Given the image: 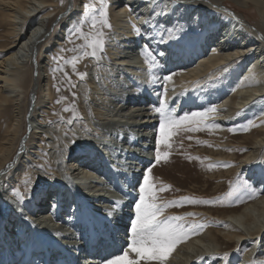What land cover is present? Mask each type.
<instances>
[{
  "label": "bare ground",
  "instance_id": "1",
  "mask_svg": "<svg viewBox=\"0 0 264 264\" xmlns=\"http://www.w3.org/2000/svg\"><path fill=\"white\" fill-rule=\"evenodd\" d=\"M58 1L0 0V24L7 22L10 26L5 42L0 44L1 47L9 44L7 48L10 52L0 61V107L3 106V110L7 111L11 104L17 110L13 123L5 127L0 137V201L4 202V206L8 205L7 212L3 214L6 219H0V264H96L107 258L110 250V253L116 254L118 245L124 243L123 237L116 236L117 243H112L106 236L103 240L101 228L107 230L110 227L112 232L117 233L123 227V217L128 218L131 213L124 211L119 216L115 212L111 217L113 220H109L110 225L105 222V227L103 218L98 214L93 215L87 208L90 211L105 209L111 213L116 211L119 203V210L123 211L137 195L136 190L132 189L134 194L130 188L139 167L151 168V165L145 166L151 159L145 150L151 146L155 135L152 132L155 126L153 123L157 120L154 108L159 106L161 100L166 99L168 105L175 103L177 110H182L183 113H189L191 108L194 112L203 111L204 95H181L177 92L183 87H189L196 79L212 78L223 74L228 68L241 72L237 75L236 82L230 83V90L222 96V101L221 94L216 91L215 100H219L210 107L218 109L211 119L219 127L203 133L202 140L208 138L206 142L211 141L213 145L207 147L208 144H202L197 150L198 154L208 158L207 162L215 165L220 161H230L224 169L211 167L205 181L243 171L245 177L256 187L257 196L241 207L223 209L216 213L214 218L223 221L225 227L203 230L197 236L179 243L165 264H193L201 256L211 259L216 253L226 252L228 248L233 251L236 245L242 244H246L247 251L245 257L238 259L236 264H264V258L257 259L254 255L259 250L261 241H264V35L257 31V36L239 18L228 17L219 11L211 13L212 10L204 4V0H110L108 21L111 24V41L104 50L105 58L102 59L107 63L88 57L92 64L85 68L88 76L76 99L86 123L91 127L87 134L94 143L86 146L82 144L84 147L81 146L77 153H72L68 164L65 161L67 153L71 152L68 146L62 149L63 144L52 145L50 149L59 148L54 152L66 164V176L70 175L74 180L60 173L63 177L60 182L63 184L54 180L52 186L46 189L52 187L51 192L42 191L34 197V201L19 202L13 199L12 187L30 185L35 177L31 170L32 154L27 153L32 151L39 155V149L43 151V143L48 136H53L52 140L55 141L62 136L59 131L55 133L50 129H40V125L52 122L58 130L61 127L62 130L69 129L63 119L50 120L49 115L57 102L52 96L54 87L47 83L43 88L40 83L43 82V76H40L41 79L36 76L32 80V50L39 48L40 52L43 51L39 39L48 29L50 21L47 19L52 13L57 15L55 8ZM237 1L242 6L257 9L261 16L260 26L264 31V0ZM71 15L72 13L64 20L69 19L74 24V15ZM136 28L140 31L136 32ZM141 41L158 56L156 80L150 81L145 76L147 73L142 69L143 65L138 64L142 62L136 57ZM41 70L48 75L51 69L42 66ZM234 71H229L231 77L235 74ZM170 75V80L165 79ZM30 84L34 92L38 88L42 92L38 106L35 105L28 116L34 122L30 136L35 141V150H27L25 156H20L21 150L16 151V146L27 119V106L24 107L22 98ZM242 109L249 115L247 126L243 131H230L237 126V121L231 120L236 115V118L241 117V113H238ZM229 120L231 122L227 125ZM72 124L76 128L78 122ZM139 127L145 132H138ZM45 133L50 135L46 137ZM105 144L113 147L112 150L115 149L111 153H104L108 148ZM138 146L144 150H140ZM12 166L13 173L10 170ZM61 168L58 163L48 171L56 177ZM5 172L7 173L3 176ZM215 185L217 190L224 186L221 183ZM68 193L73 211H68L66 218L64 213ZM46 196L53 197L54 205L51 203L53 207L48 206V211L44 212L41 210L46 209ZM55 201L60 204L57 205ZM190 211L199 212L198 209ZM36 212L39 213L38 220L32 219ZM79 218H82L81 222L76 221ZM236 222L242 227H238ZM13 226L15 228L12 229L11 237L8 228ZM88 228L92 229L93 235L87 232ZM100 240L104 242L101 243ZM58 246L63 249H57ZM129 253L135 256L130 249ZM141 264L146 262L142 261Z\"/></svg>",
  "mask_w": 264,
  "mask_h": 264
},
{
  "label": "rangeland",
  "instance_id": "2",
  "mask_svg": "<svg viewBox=\"0 0 264 264\" xmlns=\"http://www.w3.org/2000/svg\"><path fill=\"white\" fill-rule=\"evenodd\" d=\"M208 1L210 0H204L205 2L204 4L209 6V9L212 10L211 13L216 14L215 12L219 11L221 14L227 15L228 17L234 16L235 18H239L243 21L242 23H244L245 26L247 25L249 30H251L252 32H255L257 36H259L257 31H259L261 34L264 35V31L262 30L260 26L261 16L255 7L253 6L245 7L244 5L242 6V4L238 2L237 0H211L210 3ZM85 5H90L92 9L97 10L96 14L99 15V9L104 6H106V11L108 13V9L110 7V0H104L103 5L101 3V0H59L58 5L55 8V13L57 12V15L54 16V14L52 13V15L47 19V21H50L48 25V29L45 32V34L41 36V38L39 39V44H41V47H43V51L40 52L39 48H38L39 50L37 49L39 52L35 48L32 50V55H31V63H32L31 67H32V73H33L32 80H35L36 76H38L39 78L40 76L41 78L43 76L44 78L43 82H40L43 85V88L46 87L47 83H50L54 87L52 96H53V99L57 100V102L55 103V107H53V109L51 110V114L49 115L51 116L50 120H53L55 118L63 119L65 121L64 124L66 126L68 125L67 127L69 129L62 130V127H61L58 130V127L55 125V123H52V122H51L52 124L50 123L49 125H45V124L40 125L41 126L40 129H47V130L50 129V130L55 131V133L56 131L57 132L59 131V133H61L62 136L59 137V139L55 141L54 139L52 140L53 136L51 137L50 134L45 133L46 137L48 135L50 136H48L49 138L45 139L43 143L44 144L43 151L42 149H39L41 150V152H39V155H36V153L34 154L32 151H29V153H27L29 155L32 154V159L30 157L31 159L30 162L33 164L31 167V170L34 172L35 177L33 179L32 184L30 183V185L27 184L24 187H18V185H14L12 187L11 191H12L13 199H15L16 201H19V202L23 200L34 201V197L37 194L42 193V191L45 190L46 192H51L52 187L49 190H46V189L52 186L51 184L54 182V180L59 181V184H63L60 182L63 180L62 176H65L66 178L70 180H74L73 178H70V175L66 176L67 170H64V166H66V164L62 163L61 161H63V159L60 161V159H58V157H56L55 155L56 152H54L56 149H59V148L54 147L53 149H50L52 145L54 144L62 145L63 144L62 145L63 147L60 146L62 147V149L68 146V149L71 150V152H68L66 155L68 156L67 159L65 158V161L68 164L69 163L68 160L70 159V156H72V153L73 154L77 153L78 149H80L81 146L84 147V145L86 146V144L88 143L89 144L94 143L92 138L87 134L88 130L91 127L90 125L86 123L85 116L81 112V108L78 107L79 102L76 100L80 96L82 92L81 87L85 84L86 76H88L87 75L88 70H86L85 68H87V65H91L92 62H89V59H88L89 56L83 55L79 48L77 49V52L71 51L73 47H77L85 43L83 37H81L79 33H77L76 35H72L75 32V29L79 26L81 27L83 32L88 33L91 28L90 19L85 20V13L89 12L90 9L85 8ZM71 13H72L71 16L74 15L73 17L75 18L74 24L71 23L69 19L64 20V18L67 17ZM82 20L84 21L83 23H81ZM9 27L10 26L7 22H3L0 24V44L5 42L4 41L5 36L8 30L10 29ZM102 30L103 32L106 33V35L104 36L105 37L104 50H105L107 47H109L108 43H110L111 41L109 40L111 36V32H110L111 26L110 27L105 26L103 27ZM141 42L138 45L139 47H137L138 51H136L138 54L136 57H138L139 60L142 61V62H139L138 64L141 63L143 65L142 66L140 64L143 67L142 69L145 70V72L147 73L145 74V76L149 77L150 81L156 80L157 74H155V72H157L156 70L159 64L158 56L150 48L148 49V46H147L148 51L152 53V56L156 58V62H157V66L155 68H152L151 71H149V65L145 62V56L142 55V51L146 45H143V42L142 43ZM8 45H5L3 47L0 46V49H1L0 50V61H2L3 58L8 56V54L10 53L7 48ZM104 50L102 52H98V56H99L98 61H101L103 58H105ZM87 51H91V49H87ZM74 56L76 57L75 71H73V69L70 68L72 67L71 63H65V61H71ZM149 59H151V57H149ZM102 61L105 62L106 60L104 59ZM42 66L47 67V68L49 67V69H51L48 75L44 71L42 70L40 71ZM1 69L2 67L0 65V71ZM229 71L231 72L234 71V68H231V69L228 68L223 74L213 76L212 78L204 77L203 79H196V81H193L191 85H189V87H183L181 90L177 92V94L185 95L186 93H188V95L189 94L191 95L198 94L199 96L204 95L202 97L204 99L203 108L206 109L210 107V105H214L215 102L219 100V98L215 100V97L217 96L216 91H218L221 94L222 99L220 101L224 99V97L222 96H224L227 93V91L230 90V87H231L229 86L230 83L233 82L232 84H234L236 82L235 80H237V77H238L237 75H239L241 72L239 70L234 71L235 76L233 75L231 77V72ZM65 73H67V75H65ZM77 73H85L86 75L83 79H81L77 75ZM0 75H2L1 72H0ZM69 78L71 81L70 83H69ZM30 79H31V76H30ZM1 83L2 81L0 77V84ZM31 85L32 84L28 86L27 90L25 89L26 93H24V97L22 98V101L24 102L23 103L24 107L27 106L25 110L27 119H25L24 128L20 134V137L18 139L19 141L16 146V151L21 150L20 156H25L27 150H30V149L35 150L34 148L35 141L30 136L31 131H33L32 128H33L34 122H31L30 119H28V116H30V113L32 112L33 107L37 105V102L39 101V98H40V94H42V92L38 90L39 88L37 89V91L34 92ZM256 85L258 86L259 84L256 83ZM57 89H59V91ZM87 92H89V90ZM31 94H33L34 96V104L31 109H28ZM58 96H59V99H57ZM1 107H0L1 108L0 112L1 111L2 112L0 113V137L4 133L5 127L13 123V119L17 111L15 108V105L9 104L7 111L3 110L4 108L3 106ZM169 108L174 109V115L180 116V115L185 114L183 113L182 110H180L182 112L177 110V108L175 107V103L169 104ZM191 109L189 110V113L194 112ZM240 113H241V117L236 118L237 116L236 115L231 120V121H237L236 122L237 126L236 128H234L235 132L243 131V129L247 126V123H248V118H249L248 113L244 109L240 110L238 114ZM155 117H157L156 123L155 122L153 123L155 126L152 125L154 126L152 130V132L155 133L154 139L150 143L151 146H149V148L145 150V151H148L150 155L149 158H151L148 160V162L145 163V166L149 167L151 165V168L149 167V168L143 169L139 167L134 187L133 186L131 188L129 187L130 190L135 189L137 192V195L134 196L130 200V202L127 204V207L125 209L123 208V211L119 210L121 209V205H119V203H118L119 207H117L116 211L114 212L111 211V213L110 211L108 212L105 209L99 208L98 211L96 210L94 211L91 209L90 211V208L89 207L87 208V210H89L90 213H93V215L98 214L97 216H99L100 218L101 217L103 218V221H104L103 225H105V227H106V223L110 225L109 220H113L111 217L114 216L113 214H115V212L118 215L120 214L119 216H122L124 211H127V213L129 214L131 213V216H129L128 218L123 217V221H122L123 227L118 229L120 231L117 230V233L112 232V229H110V227H108L107 230L101 228V231H102L101 238L103 240H105V238L108 237L109 239H111L112 243L113 242L117 243L116 236L119 235V237L121 238L123 237L124 243H121L120 245H118V248L115 251L117 252L116 254H113L112 252L110 253L111 251L110 250L106 255L107 258L103 259L101 263L99 261V263H96V264H106V261L114 258L115 255L117 256L122 255L124 251L126 250L129 251V244L131 243V224H132V221L135 220L136 218V213H135L136 203L139 201V196H140L139 187L141 184H143L145 175H149L151 182L156 186V189H157L156 195L158 197L157 203L168 202V201L176 202L164 209V212L162 214L164 217L180 216V217H183L187 223H199L203 225V227L198 230L197 234L192 235L190 237L197 236L199 233H201L203 230H206V229H214V230L222 229L223 227H225V223L223 221L221 222L220 219L214 218L216 213L221 212L223 209L229 208L231 210L234 208L241 207L244 203H246L247 201H251L257 196L256 187L253 186L254 184H252L245 177V172L243 171H238L239 173L236 175L229 174L228 177L223 176V178L221 179H214V180L212 179L213 183L211 179H207V181H205L206 174L207 172H209V170H211V167L212 169H224L225 167L229 165L227 163L230 161H227L226 163H220L221 162L220 161L218 164L215 165V163L213 164L211 162H207L208 158L206 156L198 154L197 149L200 147V145L208 144L207 147H211L213 145V143H210L211 141L209 143L206 142L208 141V138L202 140L204 137L203 133L206 131H210L212 129V128L204 127L203 125H201L200 130L198 131H191V132L186 131V132H182L181 134L173 137L172 147L170 149L167 148L165 145H160L161 152L167 151L169 152V156L167 160L162 159L159 163H157L155 159V151L157 147L156 140L159 135V132H158L159 131V114H157ZM231 121L230 120L227 121L226 124L228 125L229 122ZM74 122H78V125L76 126V128H73L72 123ZM210 122L215 123V120L211 119L210 117ZM138 132L144 133L145 130L143 129L140 130V127H139ZM70 136H73L76 138L74 139ZM189 137H191V139H189ZM36 139L40 140L39 138H36ZM104 143H108V142H104ZM47 144L49 145L47 146ZM104 146H106V144ZM45 147H47V149H45ZM106 147L108 148H107V151L104 153H111L115 149L114 148L112 150L111 148L113 147L111 146H106ZM138 147L140 150H144V149H141L142 148L141 146H138ZM101 152L103 153L102 148H101ZM135 154L136 153H134V157H135ZM129 155H131V153H129ZM58 163L61 164L62 168H61V172L59 171V176L57 175L55 177V174L49 173V171L51 168L56 167ZM209 164L211 165V167ZM13 166L10 167L11 168L10 170L12 171V172L10 171L11 173H13V170H12ZM148 169H151L150 173L148 172ZM75 172L76 171H74L73 173L75 174ZM6 173L7 172L3 173V176ZM60 173L62 174V176ZM131 173H133L132 169H131ZM138 181L140 184L138 183ZM207 182L209 184H207ZM214 182L215 184L221 183L224 186L222 185L223 187H220L219 188L220 190L218 189L219 190L218 191L216 188H214L216 186ZM160 188H164L165 190L159 191ZM234 188H239V192L229 197L228 193L232 192ZM16 191H19L20 193L19 196L15 195ZM46 197H48L47 199L45 198L46 209L41 210L44 212L48 211L47 210L48 206H52L50 205L51 203L52 204L54 203L52 199L53 197L52 198H50L49 196H46ZM68 197H70V193L67 194V202H66L67 204L65 203V209H66L65 213L66 214L64 213V216H66V218L68 217L67 215H69L68 211L69 213L73 211L72 210L73 207L70 206ZM189 199L200 201V202L199 203H188L187 201ZM48 200H51V201H48ZM203 201H211V203H204ZM55 202L57 203V205L60 204L58 201H55ZM3 203H4L3 201L2 202L0 201V219L5 220L6 218L3 217V214L7 212L8 205L4 206ZM49 209L51 210V207H49ZM191 209H198L199 212L190 211ZM37 214L39 215V213L36 212L34 214L35 216H32L33 217L32 219L37 218L38 217ZM118 215H116V217H118ZM81 219L82 218H79V220H76V221L81 222L80 221ZM236 225L238 227H242V225L239 224L238 222H236ZM94 227H95L94 229H97V226H94ZM14 228L15 226L8 228L9 229L8 233H10L9 236L11 237L13 236L11 233H13L12 229ZM88 229H87V232L90 233V235H93L92 229L91 228H88ZM22 232H18V233H22ZM124 237H126L127 240ZM103 240H100L101 243L104 242ZM263 243L264 241L263 242L261 241V243L259 244V250L257 251V253L254 254L255 258L257 257V259L263 260L264 258V244ZM57 249H63V248L58 246ZM229 249L230 248L225 250L226 252L214 254L211 259H205L204 257L201 256L197 258V260H195L193 264L194 263H198V264H212V263L213 264H226V263L236 264V261L238 259L241 260L240 258L245 257L247 246L246 244H242L241 246L236 245L233 248L234 249L233 251H229ZM225 253H227L226 259L224 258ZM129 256L132 258H135V256L132 255V253H129Z\"/></svg>",
  "mask_w": 264,
  "mask_h": 264
},
{
  "label": "snow or ice",
  "instance_id": "3",
  "mask_svg": "<svg viewBox=\"0 0 264 264\" xmlns=\"http://www.w3.org/2000/svg\"><path fill=\"white\" fill-rule=\"evenodd\" d=\"M101 3L103 5L104 0H101ZM85 8L90 9L89 12L85 13V20L90 19L91 28L88 33L83 32L79 26L75 29L72 35L79 33L85 43L73 47L71 51L77 52L79 48L83 55L99 59L98 52H102L105 47V37L102 29L105 26H111L108 21V13L106 6L99 9V15L96 14L97 10L92 9L90 5H85ZM83 22L82 20L81 23ZM134 30L136 32L140 31L138 28ZM87 49H91V51H87ZM142 55L145 56V62L149 65V71L157 66L156 58L148 51L147 46L143 49ZM75 60L76 57L74 56L71 61H65V63H71L73 69H75ZM77 75L83 79L86 74L77 73ZM171 78L170 75L165 79L170 80ZM57 90L59 91V89ZM154 111L159 114V135L156 140L157 147L155 151L157 163L162 159H168L169 152H161L160 145H165L170 149L173 137L186 131H198L201 125L207 128L219 127L218 124L210 122V117L214 116L218 111L215 106L208 107L203 111L177 116L174 115V109L169 108L165 99L160 101L159 106L155 107ZM230 131H235V129H230ZM148 172L150 173L151 169H148ZM164 190V188L159 189V191ZM156 192V186L151 182L149 175H145L143 184L139 187L140 196L139 201L136 203V218L131 224V243L129 244V249L135 253V258L130 257L129 251L126 250L122 255L107 260L106 264H141L142 261L146 262V264H150L153 261L158 262V264H165L169 255L179 243L197 234L198 230L203 227L199 223H187L180 216L164 217L162 215L164 209L176 202L157 203L158 197ZM237 192H239V188H234L232 192L228 193V196L231 197ZM15 195L19 196V191H16ZM187 202L199 203L200 201L189 199ZM203 202L211 203V201ZM226 257L227 253L224 254L225 259Z\"/></svg>",
  "mask_w": 264,
  "mask_h": 264
},
{
  "label": "water",
  "instance_id": "4",
  "mask_svg": "<svg viewBox=\"0 0 264 264\" xmlns=\"http://www.w3.org/2000/svg\"><path fill=\"white\" fill-rule=\"evenodd\" d=\"M234 17V16H233ZM237 17V16H236ZM34 104V96L33 94L30 95V100H29V108L28 109H31L32 106ZM23 143V142H22Z\"/></svg>",
  "mask_w": 264,
  "mask_h": 264
}]
</instances>
